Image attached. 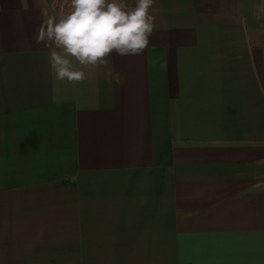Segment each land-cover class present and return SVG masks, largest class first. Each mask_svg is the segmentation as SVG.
<instances>
[{
	"label": "crops",
	"instance_id": "0c3cea01",
	"mask_svg": "<svg viewBox=\"0 0 264 264\" xmlns=\"http://www.w3.org/2000/svg\"><path fill=\"white\" fill-rule=\"evenodd\" d=\"M69 10L0 0V264H264V0H154L71 82L33 40Z\"/></svg>",
	"mask_w": 264,
	"mask_h": 264
},
{
	"label": "clouds",
	"instance_id": "9594fccd",
	"mask_svg": "<svg viewBox=\"0 0 264 264\" xmlns=\"http://www.w3.org/2000/svg\"><path fill=\"white\" fill-rule=\"evenodd\" d=\"M154 0H70V10L58 20L47 18L33 37L50 52L49 64L57 80L81 81L85 73L79 65H107L112 54L140 55L148 46L154 28L150 14ZM59 50V51H57Z\"/></svg>",
	"mask_w": 264,
	"mask_h": 264
}]
</instances>
